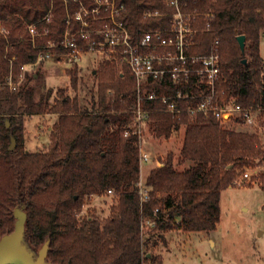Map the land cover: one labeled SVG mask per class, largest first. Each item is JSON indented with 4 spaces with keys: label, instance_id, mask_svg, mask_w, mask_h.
Segmentation results:
<instances>
[{
    "label": "trees",
    "instance_id": "obj_1",
    "mask_svg": "<svg viewBox=\"0 0 264 264\" xmlns=\"http://www.w3.org/2000/svg\"><path fill=\"white\" fill-rule=\"evenodd\" d=\"M186 1L185 10L199 13L192 21L198 31L188 52L210 53L219 40L213 103L227 105L234 100L245 107L264 108L260 48L264 0ZM81 2L94 4L92 0H0L4 28L0 30V238L14 230V212L21 208L27 213L24 243L34 252L49 241L47 260L55 264H163L164 256L156 248L167 243L169 232L217 228L222 191L234 185L246 168L264 164V142L258 131L226 126L214 112H169L161 100H145L143 106L150 109L148 131L170 139L183 130V139L179 154L174 150L157 154V164L144 179L149 198L143 199L140 142L146 129L142 127L139 134L132 125L137 83L129 69L100 62L94 74L97 91L84 107L78 96L63 93L51 103V91L41 75L24 72L26 65L48 51L59 53L58 46L48 44L59 45ZM119 2L125 3L122 19L136 40L146 30L172 23V9L164 0ZM51 8L50 19H43ZM155 9L164 14H147ZM35 22L46 34L33 43L28 26ZM239 35L246 37L244 50ZM80 71L77 64L68 69L76 90ZM10 75L15 86L9 83ZM29 80L35 83L30 85ZM149 87L160 94L186 89L170 78L155 80ZM189 104L195 101L180 103ZM44 113L58 114L52 143L48 150L31 151L25 146V122ZM127 128L131 134L125 136ZM260 176L263 179L264 172ZM261 186L264 189V180ZM109 190L114 201L108 216L82 213L88 200ZM150 220L153 225L147 224Z\"/></svg>",
    "mask_w": 264,
    "mask_h": 264
},
{
    "label": "built area",
    "instance_id": "obj_2",
    "mask_svg": "<svg viewBox=\"0 0 264 264\" xmlns=\"http://www.w3.org/2000/svg\"><path fill=\"white\" fill-rule=\"evenodd\" d=\"M67 1V0H66ZM78 1V0H75ZM93 6L81 2L80 7L70 17L62 39L59 41V57L69 61H76L88 51L100 55V61H111L120 68L127 67L136 78L137 106L133 110L134 132L141 134L142 127L149 117L150 109L143 106L145 100H161L165 110L169 112H197L205 114L214 112L222 124H244L259 133L264 132V108L242 106L236 101L227 105L213 103L216 97V80L219 74L220 56L218 52L219 40L211 47L210 53L196 54L188 50L194 45V36L198 29L192 26V21L199 14L197 11H187L184 7L186 0H164L172 9L171 25L164 28H151L144 31L140 39H135L127 23L122 19L125 3L119 0H92ZM52 8L43 19H50ZM149 16L164 14L158 9L149 10ZM31 40L43 34L37 23L28 26ZM4 29H1L3 31ZM48 46H54L49 42ZM195 75L193 83L192 76ZM12 75L9 83L12 86ZM170 78L173 82L183 83L186 89L178 88L173 94H160L157 88L149 85L155 80ZM184 100H193L195 104L182 106ZM231 127V126H230ZM131 134L127 128L124 135ZM149 160V155L140 147L141 166ZM264 172V164L253 168H246L242 177L235 180L239 183L245 179H252ZM140 193L143 199L149 198V188L140 179ZM112 193V190H109ZM154 224V221H147Z\"/></svg>",
    "mask_w": 264,
    "mask_h": 264
},
{
    "label": "rangeland",
    "instance_id": "obj_3",
    "mask_svg": "<svg viewBox=\"0 0 264 264\" xmlns=\"http://www.w3.org/2000/svg\"><path fill=\"white\" fill-rule=\"evenodd\" d=\"M1 29L4 28L1 26ZM99 61L100 55L94 51L83 53L76 61L60 58L59 53L48 51L35 63L26 65L24 72H38L41 75L42 82L51 91L48 96L51 103L63 93L71 97L78 96L84 107L91 104L92 96L98 88V78L94 74ZM76 64L81 69L77 90L73 88L68 74V69ZM23 77L22 72L17 85ZM34 83V80H29L30 85ZM57 121L56 113L36 114L28 118L24 132L26 148L31 151L48 150ZM233 125L231 123L230 126ZM143 129L146 132L140 147L149 155V160L141 166V180L144 182L149 170L157 164V154H166L169 150L179 154L183 130L173 134L170 139H164L148 131L146 123ZM246 130L250 129L247 127ZM178 168L182 169L183 166ZM242 173L237 178L242 177ZM260 178L259 175L254 180L243 179L240 184L234 183L222 191L221 217L216 229L189 233L169 232L167 243L160 242L156 248L164 256L163 264H264V189L261 186L264 178ZM113 201L112 193L93 196L85 203L82 213L106 217ZM38 251H34V256H37Z\"/></svg>",
    "mask_w": 264,
    "mask_h": 264
},
{
    "label": "water",
    "instance_id": "obj_4",
    "mask_svg": "<svg viewBox=\"0 0 264 264\" xmlns=\"http://www.w3.org/2000/svg\"><path fill=\"white\" fill-rule=\"evenodd\" d=\"M245 40V35L238 36V41L243 50ZM243 62H246V59H243ZM15 145L16 139L12 137L10 148L13 149ZM14 214L17 219L14 230L0 238V264H55L47 260L49 241H46L37 256H34V252L24 243L27 213L21 208H16Z\"/></svg>",
    "mask_w": 264,
    "mask_h": 264
},
{
    "label": "crops",
    "instance_id": "obj_5",
    "mask_svg": "<svg viewBox=\"0 0 264 264\" xmlns=\"http://www.w3.org/2000/svg\"><path fill=\"white\" fill-rule=\"evenodd\" d=\"M263 46H264V38L261 40V44H260V48H261V53H262V55H263V58H264V51H263ZM234 125H233V127H235V128H237V129H241V130H246V128L248 127V126H246V125H244V124H238V123H233ZM242 125V126H241ZM243 127L245 128V129H243ZM248 129H250V130H252V128H249L248 127ZM249 130V131H250ZM264 133V132H263ZM261 134V138H262V140H263V142H264V134Z\"/></svg>",
    "mask_w": 264,
    "mask_h": 264
}]
</instances>
